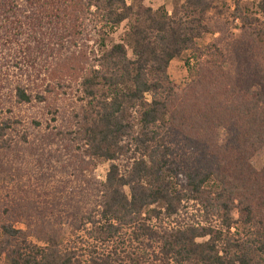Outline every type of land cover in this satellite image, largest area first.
I'll list each match as a JSON object with an SVG mask.
<instances>
[{
  "label": "trees",
  "instance_id": "obj_1",
  "mask_svg": "<svg viewBox=\"0 0 264 264\" xmlns=\"http://www.w3.org/2000/svg\"><path fill=\"white\" fill-rule=\"evenodd\" d=\"M222 1L169 13L146 0H0V55L14 51L0 59V113L12 114L0 136L14 110L38 106L15 153L30 161L0 171V258L264 264V167L251 163L264 149V0L252 12ZM175 58L182 90L168 74ZM100 162L97 182L89 166Z\"/></svg>",
  "mask_w": 264,
  "mask_h": 264
},
{
  "label": "rangeland",
  "instance_id": "obj_2",
  "mask_svg": "<svg viewBox=\"0 0 264 264\" xmlns=\"http://www.w3.org/2000/svg\"><path fill=\"white\" fill-rule=\"evenodd\" d=\"M184 0H146L145 4L147 6L152 7L153 9H156L159 6H165L169 13H171L172 8L175 4L182 3ZM257 0H223L222 2L227 6L230 7L231 10H234L236 8V5L239 4L240 8L242 10L248 9L249 12H252L254 10V3ZM250 14V13H249ZM241 23L238 20H234L232 26H231V32L233 37L237 38L239 35H241V31L239 29V26ZM126 29V23H123L111 36L108 37V46H111L113 43H116L120 40L121 36L123 35L124 31ZM218 34H208L205 36L202 40L199 41L200 45L208 44L212 41L214 37H216ZM8 50H5L1 53L0 59H4L8 64H11L10 62H13V47L9 46ZM12 49V50H11ZM10 62H9V61ZM168 74L170 77V80L172 83L179 89L182 90L185 88V86L189 83L190 79L188 76L187 69L184 65V59L181 58H175L173 59L168 67ZM38 109V106H30V105H24L21 106L19 109L14 110L13 113L19 114L20 118L16 119V124L13 126L11 130H5V134L3 136H0V165L2 167H7L5 169L0 168V171L2 173H21L22 168H20V165H24L30 160L25 159V163L22 164V162H19L17 159L18 157L15 155L16 151L19 150L21 145V136L22 134H29L31 133V137L33 136V127L34 123L32 122V118L36 115V110ZM10 113H0V125H2V118L12 116ZM14 115V114H13ZM11 121V120H9ZM221 134V131H220ZM222 136V134H221ZM14 141L18 142V146H14ZM12 145V146H11ZM10 146V147H7ZM1 148H4L3 150ZM22 158V157H21ZM24 159V158H22ZM27 160V162H26ZM251 163L257 170H261L264 167V149L259 150L252 158ZM91 173V177L94 178L95 181L101 182L105 180V176L108 170V163L106 162H100L97 163L94 166H89ZM11 172H8V171ZM32 170L29 169V167L24 170L23 173L30 172ZM35 171V170H33ZM22 173V174H23ZM34 175H37L36 172H33ZM15 187L16 183H14V196H15ZM26 188V187H24ZM12 195V191L7 189V184L5 182V185L3 187V191L1 192L2 200L6 199V202H8V199L5 197L7 193ZM42 197V196H41ZM45 197H42L40 200L39 208L45 207L44 202ZM47 200V199H46ZM10 208L13 210L15 204H12ZM234 218L237 217L236 213L233 212ZM17 228H23L25 229V225L22 223H15L14 224ZM69 232V228L67 226L64 227V236L66 237ZM0 264H9L8 261L2 257L0 258Z\"/></svg>",
  "mask_w": 264,
  "mask_h": 264
}]
</instances>
